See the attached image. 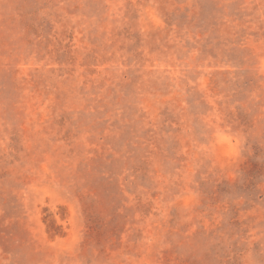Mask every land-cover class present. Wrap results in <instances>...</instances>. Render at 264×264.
I'll list each match as a JSON object with an SVG mask.
<instances>
[{"label": "rangeland", "instance_id": "obj_1", "mask_svg": "<svg viewBox=\"0 0 264 264\" xmlns=\"http://www.w3.org/2000/svg\"><path fill=\"white\" fill-rule=\"evenodd\" d=\"M0 264H264V0H0Z\"/></svg>", "mask_w": 264, "mask_h": 264}]
</instances>
